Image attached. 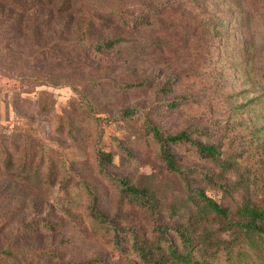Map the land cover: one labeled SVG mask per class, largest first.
<instances>
[{
    "label": "trees",
    "instance_id": "obj_1",
    "mask_svg": "<svg viewBox=\"0 0 264 264\" xmlns=\"http://www.w3.org/2000/svg\"><path fill=\"white\" fill-rule=\"evenodd\" d=\"M219 9L218 0H0V75L19 82L16 100L35 93V107L50 117L55 106L47 89L71 87L96 128L92 153L98 175L115 188L124 206L140 212L145 221L143 228L120 226L103 211L95 185L56 152H46L37 137L17 127H4L0 116V181L7 185L0 197L7 199L16 189L23 203L22 208L4 213L0 232L11 229L17 215L34 209L64 176L65 188L77 179L75 188L82 189L88 199L89 217L116 249L122 250V236L129 237L126 244L134 259L130 264H264V159L242 167L239 160L243 153L226 152L217 137L228 131L222 125L167 133L163 119L181 112L192 96H176L163 106L138 103L109 115L90 98L96 85L77 80L101 67L118 72L135 65L133 60L144 58L151 47L146 37L158 40L152 47L161 52L177 33V24L191 41L199 37L205 41L188 44L185 49L197 57L198 46L206 45V59L212 64L216 42L228 33ZM243 51L248 55L247 46ZM135 70L134 80L120 86L121 95L148 87L147 78ZM181 79L171 78L160 91L172 93V86L179 85ZM189 83L198 86L197 77ZM134 121L142 122L144 136L158 148L166 171L182 182V193L173 202L115 171V156L104 147L105 126ZM116 143L131 156L120 141ZM262 148L263 157L264 145ZM179 152L199 164L184 163ZM212 190L219 193L218 199ZM46 228L45 222H32L16 232L41 233ZM17 261L14 242L0 245V264Z\"/></svg>",
    "mask_w": 264,
    "mask_h": 264
},
{
    "label": "rangeland",
    "instance_id": "obj_2",
    "mask_svg": "<svg viewBox=\"0 0 264 264\" xmlns=\"http://www.w3.org/2000/svg\"><path fill=\"white\" fill-rule=\"evenodd\" d=\"M218 1V12L228 33L216 42L214 63L206 59V45L198 46L197 57L185 49L188 44L205 41L201 37L191 41L177 24V33L161 52H154L152 47L158 40L146 37L145 41L151 47L144 58L133 60L135 65L124 66L118 72L101 67L91 75L83 73L77 80L83 78L96 85L90 98L109 115L138 103L163 106L176 96H192L181 112L163 119L164 130L174 134L187 128L194 130L210 126L214 129L222 125L228 131L224 137L218 135V139L224 143L226 152L243 153L239 162L244 167L246 162L254 164L264 159V0ZM246 46L248 55L243 51ZM171 47L172 53L169 52ZM176 59L184 64H177ZM136 68L141 78H147L148 87L121 95L123 88L120 86L134 80ZM178 76L183 78L182 82L172 86V93L160 91L170 84L171 78ZM195 77L200 85L197 91L198 86L189 83ZM19 88L16 79L0 75L2 125L11 129L17 127L37 137L46 152L54 151L67 165H73L83 178L99 189L103 211L120 226L143 228L144 216L124 206L117 198L115 188L96 171L92 153L96 128L83 113L81 97L71 87L47 89L53 97L55 112L53 116L45 117L35 107V93L24 94L19 101L16 100ZM116 140L131 156L117 147ZM104 147L114 154L118 175L130 178L135 184L169 198L171 202L181 195L182 182L166 171L159 159L158 148L144 136L142 122L106 125ZM178 157L190 166L199 164L182 152ZM64 178L59 179L50 194L37 201L34 209L30 207L23 215H17L12 220L11 229L0 232L1 246L15 243L18 258L15 264L133 263L126 242L129 237L122 236V250L116 249L105 231L89 217L88 199L82 189L75 188L77 179L65 188L62 184ZM6 189V182L1 180L0 195ZM18 193L13 189L7 199L0 197V229L5 223V212L22 208ZM211 193L218 199L217 191ZM32 222H45L48 228L41 233L27 231L26 235H17L19 227Z\"/></svg>",
    "mask_w": 264,
    "mask_h": 264
}]
</instances>
